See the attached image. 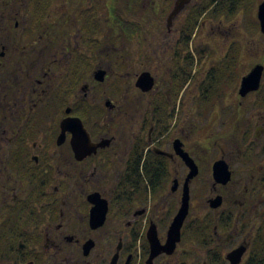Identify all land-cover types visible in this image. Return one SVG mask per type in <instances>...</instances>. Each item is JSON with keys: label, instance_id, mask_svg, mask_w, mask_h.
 <instances>
[{"label": "flooded vegetation", "instance_id": "1", "mask_svg": "<svg viewBox=\"0 0 264 264\" xmlns=\"http://www.w3.org/2000/svg\"><path fill=\"white\" fill-rule=\"evenodd\" d=\"M125 1V8L101 12L93 2L79 0H0V264H105L111 239H119L113 255H118L117 264H147L150 230L165 244L182 205L191 169L180 150L198 166V176L207 169L211 173V210L231 205L239 212L236 219L230 211L228 217L190 220L196 178L190 180L181 242L174 254H162L153 264L174 256L185 235L206 252L202 264H232L228 255L239 248H246L239 264L251 258L264 224V72L260 89L243 96L237 88L241 70L235 72L236 86L218 83L211 71L212 83L197 99V114L195 89H189L196 74L191 75L193 57L185 54L188 41L185 32L180 37L179 20L190 13L186 8L192 0L173 15L178 0L172 7L164 1L168 5L160 19L157 13L137 11L139 0ZM164 18L172 38L163 40L166 54L156 57L155 72L163 74L154 76L150 67L143 73L152 75L153 89L132 88L127 79L138 73L116 65L118 49H129L132 41L114 33L132 27L160 30ZM55 30L63 34L54 44ZM37 32L53 49L44 66L36 57ZM144 45L152 48L153 43ZM149 52L145 59L153 62ZM227 61L229 66L232 60ZM100 70L104 82L95 77ZM236 91L238 97L228 100L227 94ZM198 117L206 121L201 132L210 149L202 150L196 140ZM70 118L81 120L88 134L79 154L73 133L63 124ZM214 155L218 158L210 165ZM219 161L230 173L225 184L214 178ZM218 197L221 205L211 207ZM204 221L211 224V233L197 241L196 226ZM241 237L225 252L221 241ZM88 242L92 248L86 255Z\"/></svg>", "mask_w": 264, "mask_h": 264}, {"label": "rangeland", "instance_id": "2", "mask_svg": "<svg viewBox=\"0 0 264 264\" xmlns=\"http://www.w3.org/2000/svg\"><path fill=\"white\" fill-rule=\"evenodd\" d=\"M78 1V0H77ZM80 3H86L88 5L89 2H93L94 6L98 7V10L103 12L106 11L108 7H122L125 8L127 2L125 0H79ZM168 2L170 4L169 7H172V2L174 0H144V4H142V1L139 0V5L136 7L137 11H143L147 12L148 14L151 13H157L160 14L163 7H165L168 4H164ZM172 1V2H171ZM207 0H192V3L190 4L189 8L187 9V12H191L194 9V5L201 7H206L203 11V15L200 19H198V25H196L195 33L193 34L189 47L186 48L185 51L186 55H192V67L194 69H191V75L192 77V83L189 87V89H195V99H193V103L196 104V107L198 109V113L200 114V109L198 108L197 99L200 97L201 93H204L207 90V87L212 83L211 79H209L210 72L212 71V74L214 76H221L223 72H227L228 70H241L242 74L239 77V84L237 85V88L240 87V78L242 79V76L247 75L257 64L264 65V35L260 30V21L258 19V8L259 5L263 2V0H250L246 4L242 12L239 11L238 14H236L233 17H228L225 15L220 17H211L210 11H213L214 8L218 5L220 0H216L214 3H211L208 7L206 4ZM210 1V0H209ZM132 2V1H131ZM170 2V3H169ZM86 7V6H85ZM189 10V11H188ZM198 7L192 11L194 14L197 13ZM200 10V9H199ZM193 14V15H194ZM190 13L188 15L184 14L182 17H180V23L183 26H185V22L187 18L189 17ZM160 19V15H159ZM166 19L164 18L160 23L162 24L160 30H153L151 31L150 28H140L141 32H135L137 27H132L129 31V29L124 32H116L114 35H117L121 40L125 38V35L128 36L126 40L131 39V47L129 49L122 48L118 49V58L116 61V65L119 64H126L127 69L129 72H132L134 74L138 73V76L141 75L146 70H149L148 68H152V73L154 76H157V73L163 74V72H155L156 71V57L158 55H164L166 54V50L163 47V40H168L169 38H172V34H168V32L164 29H166ZM178 22V21H177ZM139 26V25H138ZM178 26V23L176 25ZM184 28V27H183ZM63 32L68 33L69 36L71 34L67 31H65V28ZM147 29V30H146ZM163 29V30H162ZM131 30H133L131 33ZM69 31V29H68ZM63 32H58L57 30L51 32V34H54L53 40L54 44L58 43L59 40V34H63ZM37 41H36V48H37V61L38 63L41 62V65L44 66V61L47 55V52L51 49L50 45H48V41H44V39H40L42 35H44L43 32H37ZM56 33V34H55ZM103 34V33H102ZM182 32L180 34V37L182 36ZM52 39V38H51ZM149 44V42L153 43L152 48L149 46H145L144 43ZM54 44L52 46H54ZM144 45V48H143ZM149 47V49H148ZM150 50L149 54L150 56H154V61L149 62L151 60H148L146 58V51ZM132 55L131 59H127L124 56H127L126 54ZM49 54V53H48ZM169 54V53H168ZM120 56H123L120 58ZM227 58H230L232 60L231 65L228 66ZM238 58V61L236 60ZM163 64L168 63V57L164 56ZM239 62V63H238ZM95 64L92 63L91 70H94ZM237 67V68H235ZM235 68V69H234ZM95 71V70H94ZM169 72L167 69H164V76L167 77ZM137 76V77H138ZM212 76V77H213ZM137 77H131L127 79V81L130 82V85L132 88H135L136 83L138 81ZM211 77V78H212ZM158 78V77H157ZM237 78V79H236ZM124 81V80H123ZM213 81V80H212ZM238 81V77L235 76V79H233L232 84L236 86V82ZM119 82V80H118ZM128 85V83H127ZM126 85V86H127ZM105 86V85H104ZM103 86V87H104ZM163 86V85H162ZM102 87V88H103ZM108 88V85L105 86V90ZM118 89V87H117ZM228 100L232 98H237V91L233 94H227ZM185 101V98H184ZM246 103H252V99L246 101ZM119 120V118H118ZM124 121V120H123ZM119 122V124H122V128L125 130L126 123L125 122ZM206 121H202V119H199L197 121V138L196 140L199 141V147L202 150L210 149L209 142L207 137L205 135L203 136L202 130L203 126ZM202 129V130H201ZM122 131V129H121ZM206 155L210 156V154L206 152ZM212 159H209L207 162L212 165L216 160L217 156L214 155L213 157H210ZM207 169L206 167H204ZM209 168V167H208ZM196 178V179H195ZM194 179L193 185H191L192 190V206H191V214L190 220L195 219H203L204 217H228L230 211H232V217L233 219H236L237 213L239 212V209L236 207L230 208L231 205H225L222 206L220 209H217L215 211L211 210L209 206V200L212 198V175L211 173L204 170L200 173V175L196 176ZM165 217L168 218V214L170 212V204H165ZM235 221V220H234ZM162 238H164V234L161 235ZM194 237V236H193ZM242 239H234L233 241H226L225 243L221 244L224 245L226 248L225 252H228L229 250L233 249L237 246L238 242ZM165 240V239H163ZM143 241V240H142ZM199 241V239H197ZM106 242L109 243V252L107 250V254L103 257L105 260V264H110L111 259L113 255L116 252L117 246L119 244V239H111L107 240ZM124 243H128V240H124ZM141 246H143V243H141ZM193 252V255L191 254ZM206 252L204 250H198L195 248V246L191 243H184L178 247L177 252L172 257H161L159 260L155 262V264H179V262H188L190 261L196 264H202L205 258ZM195 258V259H194ZM192 260V261H191Z\"/></svg>", "mask_w": 264, "mask_h": 264}, {"label": "water", "instance_id": "3", "mask_svg": "<svg viewBox=\"0 0 264 264\" xmlns=\"http://www.w3.org/2000/svg\"><path fill=\"white\" fill-rule=\"evenodd\" d=\"M188 3V0H178L176 2V7L172 13L178 14L184 6ZM258 19L261 25V32L264 35V0L259 5L258 8ZM264 72V66L257 65L255 66L249 74H247L241 83L240 93L243 96L247 94L257 91L261 87L262 76ZM95 77L98 81L104 82L105 81V72L99 71L95 74ZM136 86L144 92H148L153 89L154 87V79L149 72L143 73L136 83ZM65 128L72 132L74 135L73 146L74 151L76 154H79L81 149L80 145L83 142H87L86 138L88 137L87 131L84 128L83 123L81 120L77 118H70L66 120L64 123ZM63 126V127H64ZM84 137V138H83ZM179 155L183 158V160L187 163L190 167V174L188 176L186 182V188L184 190V196L182 199L181 208L176 215L175 219L172 222L170 230L168 232L167 241L165 244L161 242L158 237L157 231L155 229H151L148 234V240L150 243V256L148 259L147 264H153L154 260L162 254L172 255L176 251L178 243L181 242V232L184 225L185 220L188 217L189 209H190V195H189V188L188 184L190 180L194 179L198 173V166L195 162L188 156V154L184 150L178 151ZM214 178L218 183H227L230 179V173L228 172V167L223 161L216 162L214 165ZM221 205V198H216L211 201V207L218 208ZM106 213V209L104 211V215ZM92 248V242H88L85 245V254L88 255ZM119 250V249H118ZM246 252V248H239L234 252L228 255V259L231 261L232 264H239L241 262L242 255ZM118 255L116 254L111 264H117Z\"/></svg>", "mask_w": 264, "mask_h": 264}, {"label": "trees", "instance_id": "4", "mask_svg": "<svg viewBox=\"0 0 264 264\" xmlns=\"http://www.w3.org/2000/svg\"><path fill=\"white\" fill-rule=\"evenodd\" d=\"M215 1L216 0H210V1L207 0L206 4H207V6L208 5L210 6V4L214 3ZM248 1H250V0H220L218 5L214 8V10L210 11V16L215 17V18L220 17L219 19H221L222 15H225L228 17H233L236 14H238L239 11L242 12V10L244 9V4L245 3L247 4ZM246 4H245V7L247 6ZM193 7H194V9L192 11H194L198 7V10H197L198 12L194 14L191 11L189 17L187 18L186 22L184 23L185 24V26H183L184 28H182L183 29L182 33L185 32L186 39L188 41L187 48L189 46V43H190V40H191L193 34L195 33L196 25H198V19H200L202 17L203 11L206 8V7L200 8L199 5L198 6L194 5ZM132 31L133 30H131V33H133ZM135 32H141L140 28L137 29ZM236 60L238 61V58ZM230 65H231V63H230ZM235 72H236V70L230 69L227 72H223L222 77L221 76L220 77L215 76V74L213 77L218 78V80H219L218 83H222V82L225 84L229 83V86H230V83L233 82V79L236 75ZM117 87H118L117 90L119 91V89H121L119 82H118ZM202 97H204V96H202ZM149 180H150V178H149ZM150 182L152 183V180H150ZM153 182H154V184L156 183L155 178L153 179ZM211 229H212L211 224L208 223L207 221H204V222L197 224V226H196L197 238H199V240L200 239L203 240V235L211 233ZM184 237H185V242L188 243L189 242L188 236L185 235ZM255 241H256L255 245L251 250V258L247 264H264V224H263L262 228L259 230ZM180 264H187V263L181 262Z\"/></svg>", "mask_w": 264, "mask_h": 264}]
</instances>
